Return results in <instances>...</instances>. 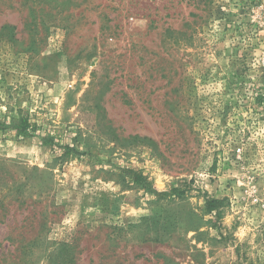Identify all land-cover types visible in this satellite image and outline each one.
Segmentation results:
<instances>
[{"label":"rangeland","instance_id":"374dc122","mask_svg":"<svg viewBox=\"0 0 264 264\" xmlns=\"http://www.w3.org/2000/svg\"><path fill=\"white\" fill-rule=\"evenodd\" d=\"M0 264H264V0H0Z\"/></svg>","mask_w":264,"mask_h":264},{"label":"trees","instance_id":"16d2710c","mask_svg":"<svg viewBox=\"0 0 264 264\" xmlns=\"http://www.w3.org/2000/svg\"><path fill=\"white\" fill-rule=\"evenodd\" d=\"M28 120L25 118V119H22V125H21V128L23 130H25L27 127H28ZM132 178H133V182L136 183V184H139V183H144L145 185H148V182L146 180V178L139 172H132ZM176 192H179V193H183L184 191H181L179 188H173L172 190V193H176ZM223 200H220V199H216V198H209L208 200H206L205 202V205H206V211L209 212V213H212L213 211H215L216 209H218V206L220 203H222Z\"/></svg>","mask_w":264,"mask_h":264}]
</instances>
